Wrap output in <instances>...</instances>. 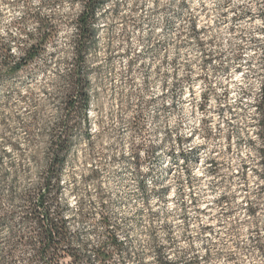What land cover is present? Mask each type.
<instances>
[{"label": "clouds", "instance_id": "clouds-1", "mask_svg": "<svg viewBox=\"0 0 264 264\" xmlns=\"http://www.w3.org/2000/svg\"><path fill=\"white\" fill-rule=\"evenodd\" d=\"M35 2L39 3V0ZM185 2L188 8L184 9L181 23L182 31L186 33L184 43L190 46L185 49L187 59L184 54H178L184 61L178 66L181 77L178 82L161 75L149 81L151 91L146 87L141 91V85L135 84V77H132L133 84L125 89L123 79L119 84L113 83L117 77L127 76L122 64L119 73L113 72L115 65L109 66L103 58L97 67L92 66V61L81 65L85 76L92 81V99L83 111V101L79 102L80 107L69 117L72 124L69 126L65 122V136L73 146V162H76V152H80L84 161L95 158L100 171H95V165L86 169L84 163H80L71 173L74 181L86 170L94 173L93 177L76 181L79 189L75 199L87 215L79 224L73 221L69 229V243L75 245L72 251L79 257L71 264H96L95 260H89V253L106 244L107 226L103 218L110 219L112 232L128 243L131 229L136 251L150 252L153 247L163 246L164 264H197V261L198 264H264L262 182L255 180V186L248 187L252 173H248L249 179H244L245 170L241 167L246 163L250 169H257V175L264 174V165L259 164L264 159L261 155L264 109L258 110L264 102V91L261 90L264 88V0ZM86 3L87 0H79L81 9ZM105 3L96 16L107 32V25L114 18L111 13L117 5L121 8L124 5L121 0H105ZM180 3L181 0H175V5ZM47 11L62 15L63 0H60V8L48 5ZM64 19L70 18L65 16ZM189 22L198 24L205 31H193ZM140 36L142 39L144 33ZM153 40H164L159 26L155 27ZM144 46L147 47V42ZM131 47L135 53L141 45L134 42ZM145 67H148L146 62ZM160 67L162 72L173 71L170 64ZM237 69L242 71L238 73ZM143 71L137 66V75ZM140 79L142 81L143 77ZM161 85H166V89ZM188 88H194L195 92L186 94ZM201 93L204 94L202 100ZM131 96H139V101L130 99ZM125 149L130 154L128 159L132 153L140 154L142 168L134 169L135 176L127 174L126 162L117 159V151L123 156ZM181 152L189 161L187 165L179 155H169ZM174 160L180 163L175 165V175L166 180ZM120 169L124 171L117 175ZM237 169L240 176H235ZM185 170L191 173L188 179L198 194L195 209L199 208L201 197L205 198V203L212 204L207 199L209 193L226 197V202L217 200L211 209H206L203 219L187 207L179 192L174 201L175 210L170 212L164 194L155 191L157 187H185L177 184L185 179ZM136 178L145 180L147 188L138 192L133 182L129 185L131 192L138 199L147 196L161 213L172 216L171 224L161 221L159 216L154 217L156 223L151 229V240L147 235H141L142 229L136 225L121 223V217L111 203L117 192L120 193L118 199H131L129 188L124 185ZM91 179L95 182L91 195H87ZM242 186L247 188L248 202L259 207V212L251 219L243 205L236 202ZM102 196H107L103 207L100 206ZM156 197L165 202L160 203ZM182 203L187 213L183 216V226L178 219L182 216ZM209 213L212 220L219 221V227L213 224L212 229L207 228ZM205 232L211 234L205 235ZM106 251L113 253L108 264H138L135 257L129 260L126 255L114 254L118 251L116 248H106ZM33 258L31 248L15 244L7 236L2 238L0 264H31Z\"/></svg>", "mask_w": 264, "mask_h": 264}, {"label": "rangeland", "instance_id": "rangeland-1", "mask_svg": "<svg viewBox=\"0 0 264 264\" xmlns=\"http://www.w3.org/2000/svg\"><path fill=\"white\" fill-rule=\"evenodd\" d=\"M98 1L100 5L96 9V13L106 6L105 0ZM121 2L124 6L121 8L117 5L116 10L111 13L114 18L107 25V32L101 27L95 13V19L91 23L94 29L93 37L80 36L79 38L76 29L77 17L82 10L79 0H63L62 15L59 12L47 11L48 5L52 8H60V0H39V3H36L35 0H0V242L4 236H7L15 244H23L31 248L34 253L33 247L27 242V240L37 238L36 222L30 215V211L36 203L39 193L44 191L43 187L47 181L45 200L49 218L52 221L63 220L65 222L66 245L69 246V253H73L72 249L75 245L69 243V229L73 221L79 224L87 215L78 206L75 199V193L79 189V184L76 181L93 177L94 173L86 170L83 176L77 175L75 181L71 173L78 168L80 163H84L86 169H91L95 165V171H100L95 158L84 161L81 159L83 154L80 152H76V162L74 163L73 146L65 136V122L69 126L72 124L73 121L69 117L80 107L79 102L83 101L80 98L73 107H66L69 94L78 95L76 86L69 80V75L74 68L76 45L79 39L85 49L84 60L80 62V77L85 78L88 85L85 90L88 98L86 103L83 102L85 108H82V111L86 109L92 99V88L90 87L92 81L85 76L81 68L82 64H87L89 61L93 62V67H97L98 62L103 58L109 66L115 65L112 71L116 73L121 71L122 64L123 71L127 73V76L117 77L113 83L119 84L123 79L125 89L133 84L132 77H135V84L141 85V91L145 87L151 91L152 85L149 81L153 77L159 78L163 75L177 82L180 80L178 66L184 61L179 58L178 54H184L187 59L188 54L185 49L190 46L184 43L183 38L186 33L182 31L183 24L181 23L184 9L188 8L185 0H181L178 6L175 5V0H167V2L165 0H121ZM149 4L151 7L148 6ZM49 16L51 19L48 18ZM65 16L70 19L65 20ZM157 26L160 27L164 35L163 41L153 40V33ZM192 26L196 32L203 33L205 31L198 24L189 22L190 29ZM42 32L45 33L46 38L33 59L25 60L26 62H22L21 66L11 70L10 66L13 62H5L4 49H8L12 59L17 61L23 51ZM142 32L144 36L141 39ZM134 42L141 45L139 51L135 53L131 47ZM145 42H147V47L144 46ZM249 51H255V49H249ZM145 62L148 65L147 68ZM161 64L165 66L170 64L173 71L162 72ZM137 66L144 69L139 75H137ZM241 71L242 69H237L238 73ZM141 76L143 77L142 81ZM161 88L166 89V85H161ZM194 92V88H188L186 94ZM130 99L138 102L139 96H131ZM145 99L148 97L145 96ZM202 99H204L203 93H201ZM263 104L264 102L261 103L258 110L264 108ZM199 110L203 111V108ZM58 116L59 118H57ZM82 123L86 124L87 122L82 121ZM261 123L264 124V120ZM58 136L62 139L65 138L67 143V149L62 151L65 162L60 166L52 163V146ZM226 151H231V149H226ZM139 155L132 153L131 158L128 159L130 154L127 149L123 156L117 151V159L125 161L127 164V174L135 176L134 169L142 168L139 163ZM261 155L263 156L262 150ZM179 163V160L171 162L172 166L167 171L166 180H170L175 175V165ZM188 163L187 159L184 160L185 165ZM196 163L199 164V161ZM259 164L264 165V159L260 160ZM241 167L245 170L244 179H249L248 173H252L248 187H254V181L260 180L262 182L260 192H264V174L257 175V169H250L246 163ZM123 171L120 169L117 175ZM190 175L191 173L185 170V179L177 181L178 185H185L182 189L168 186L166 188L157 187L155 191L164 194L170 212L175 210L174 201L179 192L181 200L187 204V207L198 212L200 218L203 219L206 209H211L217 200L226 202V197L223 195L216 197L209 193L207 199L211 200L212 204L205 203V198L201 197L199 208L195 209L198 194L193 190L194 186L188 179ZM235 176H240L239 169L235 171ZM94 182L95 179L89 180L87 195H91V187ZM133 182L138 192H143L147 188V183L142 178L129 181L124 187L129 188ZM100 187L103 188L104 184L101 183ZM129 194L131 199L121 200L117 198L120 196V193L117 192L111 202L112 207L117 210V215L121 217V223L130 222L136 225L142 229L141 235H147L149 240L152 239L151 229L156 223L154 217L159 216L161 221L172 223V216H165L161 213L158 207L153 206L152 199L147 196L138 199L130 188ZM156 199L160 203L165 202L159 197ZM106 201L107 196H102L100 206H105ZM236 202L243 205L250 219L259 212L258 206L248 202L247 188L243 186L241 194L236 197ZM180 207L182 216L178 219L183 226V216L187 213L184 203ZM207 218L210 221L207 225L208 229H212L213 224L219 227V221L212 220L211 213ZM103 219L104 225L107 226L105 250L106 248H116L118 251L114 254L126 255L129 260L135 257L138 264H162L163 246L153 247L150 252L136 251L131 229L128 231L127 239L130 242L128 243L112 232L110 219ZM188 228L191 230L192 225L189 224ZM144 229L147 231H143ZM108 232H112L121 245H112L108 238ZM210 234V232H205V235ZM165 238L167 239V237ZM112 254L106 251L107 258L99 260L92 251L89 253V260H95L96 264H108ZM205 255L207 256V253ZM72 260L74 259L67 255L60 258L59 264L62 261L71 264ZM31 264L52 263H40L33 258Z\"/></svg>", "mask_w": 264, "mask_h": 264}, {"label": "trees", "instance_id": "trees-1", "mask_svg": "<svg viewBox=\"0 0 264 264\" xmlns=\"http://www.w3.org/2000/svg\"><path fill=\"white\" fill-rule=\"evenodd\" d=\"M100 5L98 0H87L76 21V29L80 36L92 38L94 35V29L91 23L95 19L96 9ZM81 24V25H80ZM41 29V27H40ZM45 33L42 32L38 37H36L33 43L23 51V54L17 61H14L9 53V50H5V62L11 61L10 69L14 70L26 62L25 60H31L35 54L39 51L45 41ZM84 46L80 39L76 45L74 68L71 70V75H69V80L71 84H74L77 88L78 95L69 94V99L66 103L67 108L73 107L74 103L79 101L80 98L84 103L87 102V93L85 92L87 88V81L85 78L80 77V62L84 60ZM73 86V85H71ZM264 91V88L261 89ZM264 106V104H263ZM264 109V108H263ZM66 139L57 137L53 144L52 153V163L57 164V166L62 165L65 162V157L62 151L67 149ZM264 156V149H262ZM48 186V182L45 181L43 187V192H40L36 203L31 208L30 215L35 219L37 227V238L35 240H27V242L34 249V260L40 263H52L59 264L60 258L67 255L71 256L74 260H78L79 257L74 255V253H69V246L66 245V225L63 220L52 221L49 218L48 206L45 200V190ZM108 238L112 245H121L117 237L112 233L108 232ZM94 254L97 259L105 260L107 258L106 250L104 245L95 247ZM164 264V262H162Z\"/></svg>", "mask_w": 264, "mask_h": 264}, {"label": "built area", "instance_id": "built-area-1", "mask_svg": "<svg viewBox=\"0 0 264 264\" xmlns=\"http://www.w3.org/2000/svg\"><path fill=\"white\" fill-rule=\"evenodd\" d=\"M179 24V23H178ZM194 26V25H193ZM193 26L191 27L192 28V30L194 31V28H193ZM177 143H179V141H177ZM153 155H156V153H154ZM171 156H175V155H179L180 157H181V159H183V161L184 160H186V158H185V155L181 152V153H172V154H170Z\"/></svg>", "mask_w": 264, "mask_h": 264}]
</instances>
